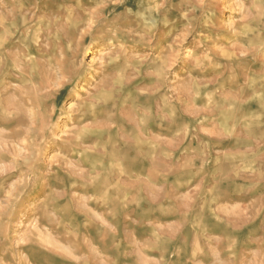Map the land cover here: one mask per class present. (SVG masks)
<instances>
[{
    "label": "rangeland",
    "instance_id": "obj_1",
    "mask_svg": "<svg viewBox=\"0 0 264 264\" xmlns=\"http://www.w3.org/2000/svg\"><path fill=\"white\" fill-rule=\"evenodd\" d=\"M0 264H264V0H0Z\"/></svg>",
    "mask_w": 264,
    "mask_h": 264
}]
</instances>
